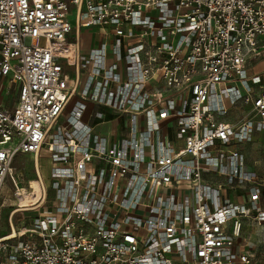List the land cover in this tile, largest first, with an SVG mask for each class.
<instances>
[{
  "label": "built area",
  "instance_id": "2783aa9c",
  "mask_svg": "<svg viewBox=\"0 0 264 264\" xmlns=\"http://www.w3.org/2000/svg\"><path fill=\"white\" fill-rule=\"evenodd\" d=\"M83 25L103 38L89 52ZM260 62L264 0H0V89L18 87L0 101V193L18 155L48 146L51 162L48 187L35 160L40 194L29 180L0 264H260L235 248L242 220L264 225V185L235 147L264 133ZM85 101L125 134L94 133ZM71 103L72 130L56 126ZM225 184L251 195L223 198Z\"/></svg>",
  "mask_w": 264,
  "mask_h": 264
},
{
  "label": "rangeland",
  "instance_id": "374dc122",
  "mask_svg": "<svg viewBox=\"0 0 264 264\" xmlns=\"http://www.w3.org/2000/svg\"><path fill=\"white\" fill-rule=\"evenodd\" d=\"M76 8L71 6L69 10V19L74 21V13ZM92 32V37L89 41V46L91 48L92 44H99L103 41V38L98 35V38L93 37L95 33L94 30H89ZM99 32V31H98ZM43 40L41 44H43ZM107 44L109 48L112 46V38L107 39ZM85 45V39L83 41V49ZM73 60V59H71ZM65 67V77L70 83H73L75 79V69L74 67L67 66L64 61H61ZM264 69V62H260L254 65V71L259 72ZM1 94V93H0ZM14 101V100H13ZM73 104L71 103L65 112L62 114L58 120L56 126L62 125V127H71L70 120V110L72 109ZM234 117V115H232ZM101 129V127H99ZM109 129V127H107ZM170 135L173 137V132H170ZM259 139L258 136H253L251 140L240 141L235 144V147L242 149L245 154L247 165L251 170H253L256 176L264 183V141H256ZM262 139V138H260ZM51 140V137H48V141ZM44 157V156H43ZM50 159H42V175L48 185H51L50 179ZM91 166L88 165V169ZM35 170H34V160L33 155L31 154H20L16 157L11 173L5 180L3 189L0 193V235L8 234L10 232V223L9 220L12 216V213L19 207L26 205L25 203H18L19 192L28 190L26 189L28 181L30 180L32 188H34V193L39 196V185L36 181ZM218 182H222L223 178L217 177ZM214 180V179H213ZM250 186V185H248ZM23 188V189H22ZM222 197L229 200L241 201V199L249 198L251 193L241 188H231L229 185L225 184V187L221 189ZM30 193V192H29ZM31 195L30 202L35 201V198ZM29 202V203H30ZM36 212H27L24 214L25 218L30 216H36ZM21 212H16L13 216V222L15 226H21L25 223H22L24 218L22 217ZM25 221V220H24ZM26 222V221H25ZM237 245L242 246L243 250L251 252L257 259L260 264H264V225H260L252 219H244L241 221L240 227V236L236 238Z\"/></svg>",
  "mask_w": 264,
  "mask_h": 264
},
{
  "label": "crops",
  "instance_id": "0c3cea01",
  "mask_svg": "<svg viewBox=\"0 0 264 264\" xmlns=\"http://www.w3.org/2000/svg\"><path fill=\"white\" fill-rule=\"evenodd\" d=\"M89 30H94V34H93V37L95 36V38H98V35L100 37H102L100 31L98 28L94 27V26H91V25H83L81 30H80V35H81V40H80V43H81V48H82V51L83 52H89L92 48L94 47H97L99 44H92L91 48L89 46V41H90V38L92 37V32H89ZM99 31V32H98ZM85 39V45H84V48H89L88 49H83V41ZM66 45H70V46H74L73 43H69L67 41L64 42ZM62 54L66 55L67 56V53L66 51H63ZM71 60V59H70ZM71 61H74V60H71ZM3 90V91H2ZM9 90V89H7ZM0 101L6 105L7 107H12V105H14V103H16V101L18 100V87L17 86H13L9 92L6 91V89L4 90L2 87L0 89ZM14 100V101H13ZM86 102V105H87V109L83 115V122L88 124L89 126L93 127V130H94V133H98L100 135H103L105 137H108L110 140H112L113 142L118 140L122 135L125 134L126 130H125V121H126V118H124L122 120V122L118 121L116 118V115L113 111L107 109L106 107H103V106H100V105H97L91 101H85ZM96 112H104L105 113V119L103 121L101 120H98L94 117V114ZM60 119V118H59ZM58 119V120H59ZM227 120H233V116H228L226 118ZM58 122V121H57ZM167 122V121H166ZM166 122H162L163 124L166 123ZM62 127V125H59ZM99 127H101V129H99ZM107 127H109V129H107ZM65 129L67 130H72V127H64ZM258 136L259 139H257L256 141H264V133H255L253 136ZM252 136V137H253ZM262 138V139H260ZM252 139V138H251ZM250 139V140H251ZM49 147L48 146H44L43 149L41 150V153H40V157H35V155H33V160H34V170H35V160L37 161V164L39 166V163H40V170L42 171V159L43 158H48L50 159V155H49ZM242 150V149H241ZM32 155V154H31ZM44 156V157H43ZM40 160V161H38ZM247 163V161H246ZM247 168L249 170H251L249 168V166L247 165ZM253 171V170H251ZM254 172V171H253ZM255 173V172H254ZM35 176H36V173H35ZM258 178V177H257ZM214 180H218L217 178H215ZM258 181L260 182L259 184H263L260 179L258 178ZM254 187L257 188V186L255 185ZM236 188H240V186H236L234 187V189ZM260 190L262 192H264V187L261 186L260 187ZM40 192V191H39ZM40 194V193H39ZM38 194V195H39ZM236 203H239V202H243L245 201V199H241V201H237V200H232ZM24 223V222H22ZM26 223V222H25ZM22 225V224H21ZM9 233V232H8ZM1 237V236H0ZM235 248L236 249H241L243 250L242 246L240 245H237L235 243ZM247 251V250H246ZM251 253V252H250Z\"/></svg>",
  "mask_w": 264,
  "mask_h": 264
},
{
  "label": "bare ground",
  "instance_id": "6f19581e",
  "mask_svg": "<svg viewBox=\"0 0 264 264\" xmlns=\"http://www.w3.org/2000/svg\"><path fill=\"white\" fill-rule=\"evenodd\" d=\"M60 47L61 48L58 50L60 53H62L63 51H66L67 57H70V59H73V60L76 58V46L66 45L63 42L60 45ZM19 195H21V196L19 197L18 203H25L26 205H23V206H28L29 202H30V199H31V195L29 193V190L21 191V192H19ZM19 211H22V209L21 208H17L15 212H19Z\"/></svg>",
  "mask_w": 264,
  "mask_h": 264
},
{
  "label": "trees",
  "instance_id": "16d2710c",
  "mask_svg": "<svg viewBox=\"0 0 264 264\" xmlns=\"http://www.w3.org/2000/svg\"><path fill=\"white\" fill-rule=\"evenodd\" d=\"M4 235H6V234L0 235V236H4Z\"/></svg>",
  "mask_w": 264,
  "mask_h": 264
}]
</instances>
